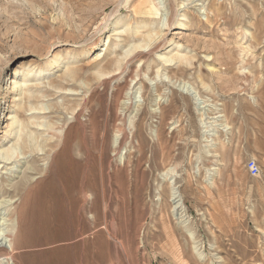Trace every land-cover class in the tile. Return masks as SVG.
<instances>
[{
  "label": "rangeland",
  "instance_id": "374dc122",
  "mask_svg": "<svg viewBox=\"0 0 264 264\" xmlns=\"http://www.w3.org/2000/svg\"><path fill=\"white\" fill-rule=\"evenodd\" d=\"M17 76L53 125L0 166V239L21 264H264V0H0V151ZM50 183L70 235L23 230L57 203Z\"/></svg>",
  "mask_w": 264,
  "mask_h": 264
},
{
  "label": "bare ground",
  "instance_id": "6f19581e",
  "mask_svg": "<svg viewBox=\"0 0 264 264\" xmlns=\"http://www.w3.org/2000/svg\"><path fill=\"white\" fill-rule=\"evenodd\" d=\"M153 7H154V4L152 6L147 7V8H145L144 6H140V8L134 7V11H138L139 9L140 10L142 9L141 11L144 10L147 14H151V10L153 9ZM116 31H117V29H116ZM149 37H150V41H152L154 39L153 36H149ZM148 44H149V42L145 41V40H141L139 42H134L132 45H130V48L124 52L123 55H121L120 57L116 58V60H114V62L112 63V64H114L113 71L106 72V69L104 71H98L97 73L99 75V78H98L99 84L106 85L107 80H106V78H103V76L109 75L112 72L120 70L122 68V64H123L124 60L129 55H131L134 52H138L139 53V51H141L140 49L144 48ZM139 55H141V54H139ZM180 57H182V56H180ZM163 58H164V62L165 63H170L173 60H175L177 57L167 56V57H163ZM23 75H25V78H26L28 73H24ZM76 75L77 74L73 70H69L61 78V82H59L55 86L56 87L57 86H61V89H66L65 81L68 82L69 80H73L76 77ZM21 80L22 79H19L18 76H17L16 78H14V80L12 81V85H11V90L14 93V96H13L14 100H19L18 103L16 102V106L18 108L15 109V114L12 117H8V119L12 118V122L9 125L10 135H14L16 137H15V141H14V143L12 145H10L9 147H6V148H4L3 150L0 151V166H1V163H3V167L2 168H4V166L6 164H8L9 162L14 161L13 159L15 157H18L17 155L15 156V154H17L18 149L19 150L21 149L22 153L32 152V150L33 151L35 150L34 149V145L31 143V140H30V138L35 140V138L33 136L34 132L31 130L32 128H34V126H37L36 129H38V127H46L47 128L46 130H48L50 128H53V125H52L51 121H49L47 123H44L43 121L42 122L41 121L40 122L39 121H35L33 116H32V114H36L35 113L36 110H38V111H46L47 109L50 108L47 104L42 103V102H38L39 98L47 96V95H42V94L40 95L41 92L39 93L38 91H35V89L38 86L37 85L38 81H36L33 85H29L28 82L27 83L24 82V84L22 85V83H21L22 81ZM16 95H19L20 98L17 99ZM86 101L87 100L85 99V102ZM78 105H80V104H77L75 107H73V113H75V110H76ZM27 112H31V113H27ZM20 115H22V116L30 115L31 117H28L27 122H23L19 118ZM75 119H77V114L75 115ZM27 130H28V133L25 134V131H27ZM37 144H38V140H37ZM53 144H55V143L51 142V140L48 138V139H45V141L42 140L41 143L38 144V147L42 146V148H39V150H43L45 147H47L49 145H50L51 148H53L54 147ZM1 148H3V147H1ZM80 149H82V148H80ZM73 151H74L73 146L70 145L69 142L66 141L65 142V146L63 147V156L64 157L62 159H60V160L58 159L57 162L55 163L56 164V172H57L58 177H61L63 179L64 178L65 179H69V178H71L73 176L72 168L75 166L74 164H75V161H76L75 157L73 155ZM49 188H50L49 191H50L51 202H57V203H55V206L50 208L49 210L42 211L37 216V220L35 222L31 223V224H28V226H26V228H23V230L25 231V229H27L28 231L31 230V232H32V230L34 231V229H39L40 230V228H41V230H42V228L47 227L48 224L55 223V225L58 227L57 230H59V232L61 230V234L62 235L63 234L64 235H70L73 232V229H74L73 228V222H72L73 217L71 215L65 213V208L60 203V202H63V201L60 198V193L56 189L54 183H50ZM41 197L42 196L38 197V198H40V202L42 200ZM49 216L52 217V218H50L51 221L49 220ZM41 230H40V233H41ZM50 230H52V229H50ZM46 232H49V227H48V231L46 230ZM36 233H37V231H36ZM2 239L3 238L0 239V256H4L5 258H8L9 260L12 261L11 263H13V264H21V262L18 260V255H19V253L17 251L18 250V246L15 245V244H13V245H11V244L10 245L3 244ZM36 242H37V240H36ZM30 244H31V242H30Z\"/></svg>",
  "mask_w": 264,
  "mask_h": 264
}]
</instances>
